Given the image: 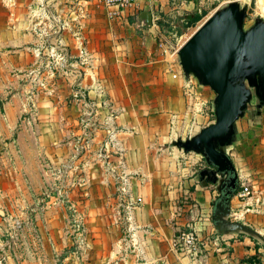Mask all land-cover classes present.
<instances>
[{
  "label": "crops",
  "instance_id": "1",
  "mask_svg": "<svg viewBox=\"0 0 264 264\" xmlns=\"http://www.w3.org/2000/svg\"><path fill=\"white\" fill-rule=\"evenodd\" d=\"M21 4L23 14L28 8L29 15L0 31V38L15 42L20 37L24 43L23 49H0V89L18 90L0 98V104L8 125L33 105V112L22 118V131L38 138L53 166L70 161L63 185L70 183L68 199L77 214L82 212L86 235L76 250L80 255L64 258L63 264H243L244 257L256 252L264 264V105L257 98L236 119L234 138L224 149L237 171L238 187H251L246 196L236 191L230 197L228 218L250 226L258 236L240 230L214 236L211 225L197 230L200 245L194 254L174 244L185 225L201 227L195 219L199 207L208 211L218 194L216 183L197 173L204 166L203 155L172 144L213 121L214 91L194 75L183 74L176 32H164L165 26L173 29L199 9L198 2L133 0L113 18L99 0ZM41 5L54 17L33 18L32 7L39 10ZM142 10L151 12L150 26L140 24ZM35 41L40 55L51 57L41 70L45 76L37 81L39 68L32 67L36 51L30 45ZM63 55L67 64L59 69ZM53 62L58 73L46 83L45 67ZM28 90L32 93L26 95ZM28 159L14 170L31 173ZM24 179L20 185L11 177L7 191L26 186L21 191L25 195L34 184ZM45 213L55 226L52 233L58 232L56 217L61 221L64 214ZM61 246L51 245L53 250ZM13 260L8 257L5 264ZM44 260L17 259L19 264Z\"/></svg>",
  "mask_w": 264,
  "mask_h": 264
},
{
  "label": "rangeland",
  "instance_id": "2",
  "mask_svg": "<svg viewBox=\"0 0 264 264\" xmlns=\"http://www.w3.org/2000/svg\"><path fill=\"white\" fill-rule=\"evenodd\" d=\"M22 1L24 0H0V31L10 27L14 20H21L23 15H29L28 8L23 14ZM35 1L36 0H34V3ZM196 1L198 2L199 9H205L206 13L195 25L184 27L182 21H179L173 29H171V27H164V32L166 34L167 32L169 33V30L176 32V39H179L180 45L209 14L223 7L230 0ZM237 1L241 6L246 7V16L243 20V27L245 29L252 26L258 17L264 20V0ZM51 8L52 6L50 9ZM32 9L33 13L30 12V15L33 16V18L35 17V19L42 16L46 18L54 17L49 10H44L45 5H41L39 10H37L38 6L37 8L36 6L32 7ZM37 32L38 35L41 33L38 26ZM39 39L41 40V37ZM23 44L20 37L15 42L14 39L12 40L5 36L0 38V49H23ZM30 45L34 49L40 47L36 41ZM35 51L36 55L33 58L32 67L39 68L36 72L37 74L34 76L35 81H37L40 77L45 76L41 74V70L45 66L47 59H51V57H43L37 49H35ZM64 58L66 59V57ZM66 64L67 59L63 64V58L61 57L57 67L59 69L61 67L64 69ZM45 68L48 75L46 83H49V80L52 81V79L57 76L58 72L55 69V71L52 70V68H54V62L47 64ZM65 75L68 74L66 73ZM21 78L22 77H17L18 83L19 80L20 82L22 81ZM34 89L35 88H33V90ZM15 91L18 90L3 87L0 89V98L6 99ZM31 93V90H28L26 95ZM252 99L255 100L256 96L253 95ZM30 107L29 109V106H26L25 110L19 111L17 115L18 120L8 125L7 119H4L6 116L5 110L0 104V261H3V264H5L8 257H11L16 259L13 260V264H19L17 259L21 258V256H40L45 259L44 264H63L64 258L68 259L73 257V255H80L76 250H80L78 248L79 244H85L86 229L84 226V217L81 211L79 213L80 215L77 214L78 212L76 213L74 210L75 206L71 204V200L68 199L70 183L63 185L64 178L68 175L69 164L67 163H70V161L67 160L65 161L67 163L62 164L55 163L53 166V161L49 159V156L46 155L41 148L38 138L34 134L27 136L24 131H22L23 116L29 112H33L35 108L33 105ZM77 144L78 146L80 145V143ZM27 158H29L28 161L33 164L31 173L18 168L14 170L15 167H19ZM204 166H207L206 161L204 162ZM199 170L197 172L198 175ZM81 172H83V169L78 172L79 175L77 173L78 177ZM7 177L9 179L11 177L19 179L20 185L22 179L25 183L24 178L26 177V179H29V181H27L29 184L30 182L32 185L34 184L33 188L28 186L31 190L29 191L27 189L28 191H26L25 195H21V191L25 190L26 186H23L25 189H23L22 186H16L17 191L14 192L7 191L10 187ZM203 180L207 181L206 179ZM26 194H28V196H26ZM211 209L212 207L210 206H208V211L201 209V206L199 207L195 219L200 222L201 227L198 229L195 226L196 228L194 227V229L196 231L203 228L207 229V227L211 225L214 226L211 220ZM46 210H49L51 215H53L55 211L58 214L59 212L60 214H64L61 221L56 217L57 224H60V230L56 233H52L55 226L50 223L49 213H45ZM197 225L199 226L198 223ZM212 228L214 230L212 235H214V233L216 234L218 231L215 226ZM212 235L209 236L212 238ZM198 236L200 235L198 234ZM52 244H61L62 249L53 250L51 247ZM42 245H45L48 250L44 251Z\"/></svg>",
  "mask_w": 264,
  "mask_h": 264
},
{
  "label": "water",
  "instance_id": "3",
  "mask_svg": "<svg viewBox=\"0 0 264 264\" xmlns=\"http://www.w3.org/2000/svg\"><path fill=\"white\" fill-rule=\"evenodd\" d=\"M246 7L230 0L209 14L178 47L177 55L185 76L214 92V120L172 144L185 152L201 153L207 163L199 177L216 183L218 194L212 202L211 220L218 232L240 230L258 236L250 226L228 218L229 199L239 180L229 154L224 149L235 135L234 123L244 114L253 95L264 105V20L256 18L243 27ZM142 26L151 25V12L138 14Z\"/></svg>",
  "mask_w": 264,
  "mask_h": 264
},
{
  "label": "built area",
  "instance_id": "4",
  "mask_svg": "<svg viewBox=\"0 0 264 264\" xmlns=\"http://www.w3.org/2000/svg\"><path fill=\"white\" fill-rule=\"evenodd\" d=\"M101 4L106 8V13L109 18L120 16L123 11H126L133 0H99ZM162 43H167L165 38H162ZM67 56L63 55V64ZM77 93H80V90H76ZM251 192V187L246 184H243L238 187L237 193L239 196H246ZM174 244L181 248V250L185 251L188 254H194L199 250L200 238L198 236V232L194 229V226L188 224L185 225L184 228L180 229L174 239ZM1 264V262H0Z\"/></svg>",
  "mask_w": 264,
  "mask_h": 264
},
{
  "label": "trees",
  "instance_id": "5",
  "mask_svg": "<svg viewBox=\"0 0 264 264\" xmlns=\"http://www.w3.org/2000/svg\"><path fill=\"white\" fill-rule=\"evenodd\" d=\"M206 13L205 9H198L195 8L189 14H187L184 19L182 20V25L184 27H188L191 25H195V23L203 17ZM212 117H213V110H212ZM243 264H262L258 252L248 255L243 258Z\"/></svg>",
  "mask_w": 264,
  "mask_h": 264
}]
</instances>
